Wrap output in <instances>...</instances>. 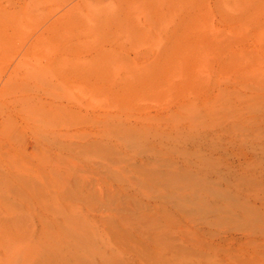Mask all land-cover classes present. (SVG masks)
Listing matches in <instances>:
<instances>
[{
	"label": "rangeland",
	"instance_id": "rangeland-1",
	"mask_svg": "<svg viewBox=\"0 0 264 264\" xmlns=\"http://www.w3.org/2000/svg\"><path fill=\"white\" fill-rule=\"evenodd\" d=\"M33 263L264 264V0H0V264Z\"/></svg>",
	"mask_w": 264,
	"mask_h": 264
},
{
	"label": "bare ground",
	"instance_id": "bare-ground-1",
	"mask_svg": "<svg viewBox=\"0 0 264 264\" xmlns=\"http://www.w3.org/2000/svg\"><path fill=\"white\" fill-rule=\"evenodd\" d=\"M263 232V231H262ZM261 246V245H260ZM32 259H33V257H32ZM29 260V259H28ZM29 263V262H28ZM33 264H37V263H33Z\"/></svg>",
	"mask_w": 264,
	"mask_h": 264
}]
</instances>
